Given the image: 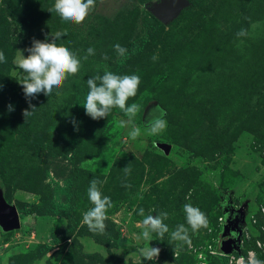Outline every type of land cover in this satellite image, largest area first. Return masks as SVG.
Listing matches in <instances>:
<instances>
[{
  "label": "rangeland",
  "instance_id": "rangeland-1",
  "mask_svg": "<svg viewBox=\"0 0 264 264\" xmlns=\"http://www.w3.org/2000/svg\"><path fill=\"white\" fill-rule=\"evenodd\" d=\"M159 1L96 0L77 25L49 12L55 0H0V209L19 219V228L0 224V264H223L230 210L244 217L234 259L264 260V0H188L175 21L152 28L148 8ZM57 31L67 33L56 42L77 54L80 71L59 96L26 98L17 51L27 58L33 40L52 42ZM90 47L95 55L84 60ZM105 71L140 77L127 103L139 105L141 134L133 139L120 123L128 117L113 108L82 121L72 143L75 96H87L86 81ZM29 104L36 110L25 118ZM157 106L167 129L151 135L145 125ZM93 179L113 204L103 234L82 223ZM186 203L207 228L192 231ZM165 212L169 233L144 240L141 221ZM180 224L190 244L171 239ZM148 244L160 249L155 261L139 253Z\"/></svg>",
  "mask_w": 264,
  "mask_h": 264
},
{
  "label": "clouds",
  "instance_id": "clouds-1",
  "mask_svg": "<svg viewBox=\"0 0 264 264\" xmlns=\"http://www.w3.org/2000/svg\"><path fill=\"white\" fill-rule=\"evenodd\" d=\"M96 0H55L54 7L49 12L55 11L62 21L71 22L77 25L82 24L88 17L91 10L95 8ZM67 33L57 31L52 37V42H40L33 40L32 47L26 49L29 53L27 58L24 57L22 51H17V56L14 63L26 75L20 83L23 87L26 98H36L38 94L43 93L49 96L56 90V95L61 94L60 90L64 82L69 76L78 74L81 68V59L76 53L70 51L63 45H58L57 40ZM247 30L241 29L237 36H246ZM115 51L121 58H127V49L120 44L114 45ZM95 55L94 48L87 49V55L83 57L87 60L88 56ZM107 59V56L104 57ZM153 59H156L154 56ZM6 62L3 51H0V63ZM89 89L86 100L82 104L86 111V115L93 120L106 118L113 108H119L128 117L127 121H121V126H131L130 136L135 139L141 134L139 127L133 123L134 117L139 112L138 104L128 105L129 98L135 97L141 83L138 75H117L111 71H105L103 75L90 77L87 81ZM31 111L25 110L24 117H28L36 110L34 106L29 104ZM8 110L13 111V106L9 105ZM165 112L163 109L157 108L151 115V118L145 125L148 134L157 135L167 129V121L164 118ZM76 125V122H72ZM78 130V129H77ZM124 172H130V165L125 167ZM101 182L93 179L90 181V186L87 190L88 199L93 205L88 211L83 214L82 223L87 225L88 229L93 233L103 234L106 230V220H108L107 212L113 204L108 196H104L98 187ZM186 216L187 225L190 226L193 232L201 228L208 227V220L205 214L198 208L186 203L183 206ZM139 214L144 215V209H139ZM168 214L161 213L160 215H147L142 221V238L146 241H153L152 233H156L163 239L166 233H169V227L164 223ZM171 239L174 241H182L190 244L188 228L184 224H180L171 232ZM140 255L146 261H155L160 255L158 247L148 246L139 249ZM175 254V253H174ZM236 264H264V260L257 259L255 253L249 252L248 260L241 256Z\"/></svg>",
  "mask_w": 264,
  "mask_h": 264
},
{
  "label": "water",
  "instance_id": "water-1",
  "mask_svg": "<svg viewBox=\"0 0 264 264\" xmlns=\"http://www.w3.org/2000/svg\"><path fill=\"white\" fill-rule=\"evenodd\" d=\"M188 5V0H160L157 4L149 7L148 11L161 24L167 25L175 21ZM241 211H235L238 215L237 218L233 222L227 223L224 227L221 246L224 256L238 253L241 249L243 231L240 229L241 227L239 228V225L244 221ZM0 224L6 229L19 228L16 210L7 206L0 209Z\"/></svg>",
  "mask_w": 264,
  "mask_h": 264
},
{
  "label": "trees",
  "instance_id": "trees-1",
  "mask_svg": "<svg viewBox=\"0 0 264 264\" xmlns=\"http://www.w3.org/2000/svg\"><path fill=\"white\" fill-rule=\"evenodd\" d=\"M148 22L152 25V28L158 27L160 25V22L156 20L151 14L149 16ZM9 92L10 91L8 90V93ZM85 100H86L85 94H77L75 96L74 104L72 106V111H73L74 121L76 122V125L75 126L73 125V131H72L71 138H70L72 143L76 141V137L78 136V132H79L78 130H79L80 124L87 117H89L88 115H86V111L84 107L82 106ZM223 264H229V257L227 256L223 257Z\"/></svg>",
  "mask_w": 264,
  "mask_h": 264
},
{
  "label": "flooded vegetation",
  "instance_id": "flooded-vegetation-1",
  "mask_svg": "<svg viewBox=\"0 0 264 264\" xmlns=\"http://www.w3.org/2000/svg\"><path fill=\"white\" fill-rule=\"evenodd\" d=\"M237 213L233 210H230L229 213H228V216H227V223L229 222H233L236 218H237ZM231 218V219H229ZM241 227V225H239V228ZM241 229V228H240Z\"/></svg>",
  "mask_w": 264,
  "mask_h": 264
},
{
  "label": "built area",
  "instance_id": "built-area-1",
  "mask_svg": "<svg viewBox=\"0 0 264 264\" xmlns=\"http://www.w3.org/2000/svg\"><path fill=\"white\" fill-rule=\"evenodd\" d=\"M227 257H229V262H230V263H232V262L234 261L235 264H236V261L239 259V258H237V260L234 259V257H233L232 255L227 256Z\"/></svg>",
  "mask_w": 264,
  "mask_h": 264
}]
</instances>
